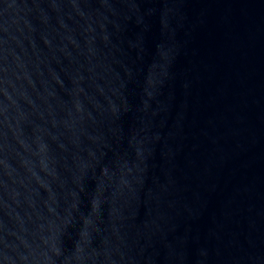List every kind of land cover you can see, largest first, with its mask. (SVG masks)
Wrapping results in <instances>:
<instances>
[{"label": "water", "instance_id": "1", "mask_svg": "<svg viewBox=\"0 0 264 264\" xmlns=\"http://www.w3.org/2000/svg\"><path fill=\"white\" fill-rule=\"evenodd\" d=\"M0 264H264V0H0Z\"/></svg>", "mask_w": 264, "mask_h": 264}]
</instances>
